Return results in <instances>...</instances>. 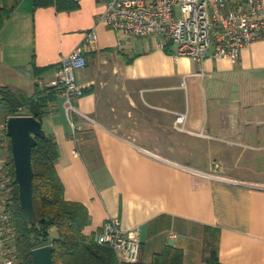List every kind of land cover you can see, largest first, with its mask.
Wrapping results in <instances>:
<instances>
[{"label":"crops","instance_id":"1","mask_svg":"<svg viewBox=\"0 0 264 264\" xmlns=\"http://www.w3.org/2000/svg\"><path fill=\"white\" fill-rule=\"evenodd\" d=\"M109 1L58 10L23 0L0 31V87L54 92L40 122L65 199L88 211L84 234L119 217L139 231L142 263L173 248L183 264H204L214 232L221 264H264V35L235 61L179 57L153 36L110 29ZM79 46L83 95L68 110L53 83Z\"/></svg>","mask_w":264,"mask_h":264},{"label":"built area","instance_id":"2","mask_svg":"<svg viewBox=\"0 0 264 264\" xmlns=\"http://www.w3.org/2000/svg\"><path fill=\"white\" fill-rule=\"evenodd\" d=\"M102 18L120 35L153 36L159 48L171 45L175 56L198 61L208 56L235 61L243 49L264 35L263 0H110ZM96 40L94 32L86 34L87 43ZM61 59L53 87L62 90L71 110L72 100L83 95L75 71L86 65L84 48L79 46ZM178 120L181 122L183 117ZM5 123L0 118V145ZM5 165L0 157V240L3 264H14L16 256L10 245L13 234L7 212L13 185L5 175ZM92 239L111 248L119 262L135 264L140 260L139 231H124L119 217L106 220Z\"/></svg>","mask_w":264,"mask_h":264},{"label":"trees","instance_id":"3","mask_svg":"<svg viewBox=\"0 0 264 264\" xmlns=\"http://www.w3.org/2000/svg\"><path fill=\"white\" fill-rule=\"evenodd\" d=\"M23 0H0V31ZM34 8L56 6L58 10L73 9L70 0H32ZM69 3V5H68ZM46 93L37 90L33 98L23 92L0 87V103L6 107L5 121L11 116H32L41 121L46 113L47 102L54 98V92ZM6 134V130L4 131ZM7 136V134H6ZM6 166L9 179L13 185L7 212L14 247V264H34L31 252L34 249L51 245L54 264H129L119 262L115 253L107 245H99L84 234L89 224L87 209L80 203L67 201L64 187L57 175L55 163L58 158V147L51 135L44 132L36 137L32 149L31 161L33 177V205L37 218L36 224H26L21 216L18 199V185L15 181L14 163L10 148ZM52 232L54 234H52ZM217 233L206 239L208 256L204 264H221L217 257ZM135 264H145L141 261ZM149 264H183V253L180 249L169 248L160 254H154Z\"/></svg>","mask_w":264,"mask_h":264},{"label":"water","instance_id":"4","mask_svg":"<svg viewBox=\"0 0 264 264\" xmlns=\"http://www.w3.org/2000/svg\"><path fill=\"white\" fill-rule=\"evenodd\" d=\"M6 134L10 139L15 181L18 185L19 207L26 224H36L33 205V177L31 154L36 137L42 134V123L32 116H11L6 120ZM172 244V243H171ZM53 247L45 245L31 252L34 264H54Z\"/></svg>","mask_w":264,"mask_h":264},{"label":"rangeland","instance_id":"5","mask_svg":"<svg viewBox=\"0 0 264 264\" xmlns=\"http://www.w3.org/2000/svg\"><path fill=\"white\" fill-rule=\"evenodd\" d=\"M7 112H6V107L0 103V118H1V121H3L4 123L6 122L5 121V116H6ZM2 141H1V145H0V157L1 159L3 160V162L6 164V162L9 160V156H10V151H9V148H8V136H6V134L3 132L2 133ZM5 175L9 177V170L7 168V166L5 165ZM52 234H54L52 232ZM14 248V247H13ZM3 258H2V244H1V241H0V264H3Z\"/></svg>","mask_w":264,"mask_h":264}]
</instances>
